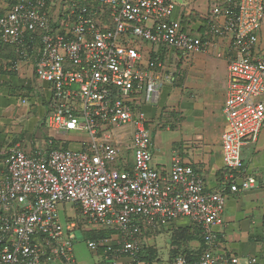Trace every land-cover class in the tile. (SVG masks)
<instances>
[{"label":"built area","instance_id":"built-area-1","mask_svg":"<svg viewBox=\"0 0 264 264\" xmlns=\"http://www.w3.org/2000/svg\"><path fill=\"white\" fill-rule=\"evenodd\" d=\"M12 1L0 0V42L15 47V66L30 54L36 76L49 84L46 123L86 139L77 150L8 149L0 174V264H74L73 235L82 229L112 230L85 236L86 247L110 253L108 264H133L147 231L180 217L200 229L207 246L194 264H262L217 252L213 228L223 223L226 186L206 191L178 156L169 171L158 170L146 114L134 106L140 94L153 101L174 80L169 59L146 58L144 47L163 45L188 57L216 43L184 30L172 18L171 0ZM204 16L208 33L232 52L221 149L228 192H236L255 182L236 183L244 176L240 153L264 127V0H210ZM123 127L131 131H116ZM173 264H188L185 254Z\"/></svg>","mask_w":264,"mask_h":264},{"label":"crops","instance_id":"crops-1","mask_svg":"<svg viewBox=\"0 0 264 264\" xmlns=\"http://www.w3.org/2000/svg\"><path fill=\"white\" fill-rule=\"evenodd\" d=\"M172 2V18L179 17L182 23L183 16L197 12L200 18L186 25L182 23L183 28L186 27L199 39L211 40L216 45L188 57L170 48L160 50L161 57L168 58L170 69L175 70L174 80L162 84L153 101H144V95L140 94L139 104L134 106L147 117L153 165L160 171H169L173 157L178 156L181 163L190 165L202 177L206 191H217L222 184H227V170L221 149V134L226 128L222 107L228 60L232 52L226 50L223 43L219 45L218 40L208 33L204 15L207 14L210 0L208 7L195 1L186 6ZM18 58L16 55L13 59ZM14 60L9 58L8 62L0 65V174L6 169L9 148L16 147L32 153L37 149L47 150L55 142L65 140L51 135L49 131L43 132L40 143L33 140L34 130L39 125H46L58 135L65 133L46 123L52 91L47 82L36 76L32 56L21 57L17 66L12 63ZM78 137L73 135L67 139V148L80 149L81 142H76ZM80 138L84 143L86 135ZM240 157L244 176L236 178V183L239 184L244 177H253L255 182L247 189L227 192L223 223L214 228L217 232L215 249L219 254L256 257L264 264V127L255 142L242 145ZM188 225V218L180 217L170 226L162 224L148 230L146 236L154 238L163 233L172 235L173 228H187ZM169 241L171 247L168 249V259L159 260L157 254L152 262H147V259L141 264H172L174 258L170 260V250L175 245L171 237ZM150 243L154 244L157 253L156 244ZM187 244V248L194 249L201 243L194 239ZM102 264L108 263L102 261ZM118 264L130 263L121 258Z\"/></svg>","mask_w":264,"mask_h":264},{"label":"trees","instance_id":"trees-1","mask_svg":"<svg viewBox=\"0 0 264 264\" xmlns=\"http://www.w3.org/2000/svg\"><path fill=\"white\" fill-rule=\"evenodd\" d=\"M8 1H12V0H8ZM67 2H69V1L63 0V3H67ZM199 15L200 14H198L197 12H191V13H189V15L187 17L183 16L182 17L183 25L184 24L186 25L190 21H194L195 19H199L200 18ZM204 20L206 22L207 18ZM205 22H204V26H206ZM183 29L186 30V27H184ZM165 49L166 48L164 47V48H161L160 50L164 51ZM15 56H16L15 47H13L12 45L3 44L0 42V61L7 60L9 58L11 60H14L13 58H15ZM152 56H153V54H151V57ZM65 148H67V142H63L61 144H60V142H55L53 145H50L47 148L46 152H49L50 150H53V149H65ZM223 185L224 184H222V186ZM224 186H226V192H228L229 187L226 184ZM220 188H219V190H220ZM212 192H214V191H212ZM169 226H170V224H169ZM215 227H217V226H215ZM214 228H213V230H214ZM111 232H113V231L112 230H103V231H94V232L90 231L87 233V235H88L87 237L97 238V237L109 235ZM172 232H173V234L171 235V241L173 242L172 244L175 245V247L173 248V250H170V260H172V258H175L179 254H185L188 264L196 263L198 256L207 247L205 241L203 240V238L200 234V229L197 227L191 228L188 225L187 228H182V227L173 228ZM214 233L216 234V237H217V232L215 230H214ZM194 239L200 241L201 244L197 248H194V249L187 248V245H188L187 243L189 241L194 240ZM153 246H154V244H151L150 242H148L147 244H143L140 252H138V254L136 255V261L133 264H135L137 261H143V260L147 261V259L149 260L147 262H149V263L152 262L154 260V258L157 256L156 250ZM98 253H100V255L103 257V262H105V263H108L107 261L112 257L110 255V253L105 254L102 250L98 251ZM241 257H243V256H241ZM249 257H251V256H249ZM104 259H106V260L104 261ZM256 259L258 260V258H256ZM173 261H174V259H173ZM259 262H261V261H259Z\"/></svg>","mask_w":264,"mask_h":264},{"label":"rangeland","instance_id":"rangeland-1","mask_svg":"<svg viewBox=\"0 0 264 264\" xmlns=\"http://www.w3.org/2000/svg\"><path fill=\"white\" fill-rule=\"evenodd\" d=\"M172 1L182 6H186L189 2L195 1L196 4L204 3L205 6L208 7V3H209V0H172ZM150 51H151V48L149 45L144 47L143 49L144 57L148 58ZM47 131H49L51 135H55L62 139H65V140H62L60 144L63 142H67L66 140L71 139L73 135L79 136L76 142L78 143L81 142V146L83 144L82 142L83 140L80 138V136H84L83 132H73V133H65V134L60 133L58 135L56 134V131L49 129L46 125L45 126L39 125L37 128H35L33 140H36L40 143L43 137V132L47 133ZM116 131L118 133H121V132L129 133L131 129L130 127H123L120 129H116ZM161 131L164 132V129H162ZM126 143H128V141ZM59 208H61V206ZM66 208L68 209L69 212L71 211L70 205H66ZM60 213L63 217V213L61 210H60ZM75 233H76V236L74 237L73 235V238H74L73 239L74 241L73 255H74V260H75L74 264H99V263L102 264L103 257L96 253L91 252L86 247V244L84 243V237L88 236L87 235L88 231L82 229L81 232L76 231ZM170 237H171L170 233H163V234L157 235L154 238L153 237L148 238V242H154L156 244L157 251H158L157 254L160 256L159 260L168 259V255H169L168 249L171 247L170 241H169Z\"/></svg>","mask_w":264,"mask_h":264},{"label":"clouds","instance_id":"clouds-1","mask_svg":"<svg viewBox=\"0 0 264 264\" xmlns=\"http://www.w3.org/2000/svg\"><path fill=\"white\" fill-rule=\"evenodd\" d=\"M182 24V23H181ZM183 27V26H182ZM190 32V31H189ZM190 34H193L192 32H190ZM165 46L163 45H154L153 47H151V51H150V54H153V57L154 56H157V57H161L160 55V49L161 48H164ZM165 48H168V47H165ZM171 49V48H170ZM175 51V49H173ZM177 51V50H176ZM163 57V56H162ZM39 79V78H38ZM262 263V262H261Z\"/></svg>","mask_w":264,"mask_h":264}]
</instances>
